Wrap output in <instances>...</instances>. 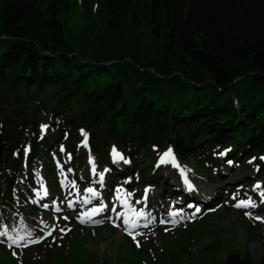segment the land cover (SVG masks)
I'll return each mask as SVG.
<instances>
[{"label":"trees","instance_id":"trees-1","mask_svg":"<svg viewBox=\"0 0 264 264\" xmlns=\"http://www.w3.org/2000/svg\"><path fill=\"white\" fill-rule=\"evenodd\" d=\"M77 1L85 27L71 40L61 18L70 0H0L3 201L17 178L3 159L22 163L26 128L34 132L27 168L45 150L55 170L51 148L63 143L68 126L73 141L77 130L91 131L112 174L119 171L107 140L135 168L150 145L172 139L178 156L194 160L212 182L215 148L237 161L255 157L264 169V0ZM102 72L111 78L105 85ZM42 120L55 132L43 143ZM163 177L161 167L150 181ZM247 253L232 251L221 264H264V251L259 260Z\"/></svg>","mask_w":264,"mask_h":264},{"label":"rangeland","instance_id":"rangeland-1","mask_svg":"<svg viewBox=\"0 0 264 264\" xmlns=\"http://www.w3.org/2000/svg\"><path fill=\"white\" fill-rule=\"evenodd\" d=\"M70 2V12L61 18L66 36L74 40L85 27L84 8L82 2ZM104 74L109 73L98 74L100 85L111 80ZM200 92L195 89V93ZM53 128L41 121L40 142L55 136ZM82 129L89 136V143L79 145L83 139L81 129L76 131L78 141H73L69 137L70 127H64L63 143L55 142L51 148L53 153L57 149L56 157L63 161L54 171L47 168L45 150L30 168L26 167V158L30 156L27 146L34 136L27 128L19 148L22 163L3 159L6 173L16 172L17 178L11 199L5 202L0 197V264H221L232 251L256 255L258 244L263 254L264 169L256 158L242 162L230 157L234 159L231 161L227 158L228 150L213 149L214 158L208 163L214 182L207 171L196 167L194 160V166L186 160H182L180 167L166 165L165 177L159 182L152 180L155 184L151 200L144 202L143 187L150 183L153 174L157 176L155 162L171 145H150L144 157L139 156L136 168L122 151L123 157L114 161L120 173L112 174L113 167L91 143V131ZM106 148L111 157L115 142L107 140ZM69 152L73 158L68 157ZM128 166L134 169L130 173L126 172ZM179 170L191 172L195 192L182 189L185 186L181 184ZM254 180H260L261 187L254 188ZM87 185L97 186L99 196H87ZM44 188L49 197L41 196L40 190ZM197 198L203 203L201 215H196L188 204ZM240 199L251 201L255 207H236ZM87 210L98 212L97 223L80 221L85 222ZM126 210L145 215L129 225L124 221Z\"/></svg>","mask_w":264,"mask_h":264},{"label":"snow or ice","instance_id":"snow-or-ice-1","mask_svg":"<svg viewBox=\"0 0 264 264\" xmlns=\"http://www.w3.org/2000/svg\"><path fill=\"white\" fill-rule=\"evenodd\" d=\"M42 127H46V126H42ZM81 134H82V136L84 137V139L86 140L87 139V133L85 132V130L84 129H81ZM113 153H116V150H115V148L113 149ZM118 155V154H117ZM172 150L171 149H168L167 151H165L164 153H163V157H162V159L163 158H172ZM221 155H225V153H221ZM253 159H255V158H253ZM260 159H262V160H264V157H261ZM257 187H259V185H257ZM88 191L89 192H91L92 191V189H88ZM262 195H264V194H262ZM249 205H251L252 207H255V204H253L251 201H240V203L239 204H237L236 205V207H241V206H245V207H247V206H249ZM69 206H71V205H69ZM94 211H96V210H94ZM66 219V218H65ZM163 222V221H162ZM60 231L61 232H64L65 230L64 229H60ZM133 239L135 240V236H133ZM32 242H37V241H32ZM13 243H15V241H13ZM137 246H139V243L137 242Z\"/></svg>","mask_w":264,"mask_h":264},{"label":"bare ground","instance_id":"bare-ground-1","mask_svg":"<svg viewBox=\"0 0 264 264\" xmlns=\"http://www.w3.org/2000/svg\"><path fill=\"white\" fill-rule=\"evenodd\" d=\"M180 164V163H179ZM182 184V183H181ZM203 185V184H202ZM175 187H177V186H175ZM204 187H206L205 185H204ZM177 189H180L179 187H177ZM197 189V187L194 185L193 187H192V189H191V191L190 192H195V190ZM153 190V189H152ZM184 191H186V190H184ZM98 190L96 191V193L94 194L95 196L97 195V196H99L98 195ZM152 192V191H151ZM127 205H128V203H127ZM196 206V205H195ZM127 212H130L129 214L128 213H125V223L126 224H130V223H132L133 222V220H135V216H144L145 214H140V215H137V213H134V212H131V211H129V210H126ZM204 211L202 210L200 213H199V215H201L202 213H203ZM134 217V218H133ZM257 248L260 250L261 249V246L260 245H258L257 246Z\"/></svg>","mask_w":264,"mask_h":264},{"label":"water","instance_id":"water-1","mask_svg":"<svg viewBox=\"0 0 264 264\" xmlns=\"http://www.w3.org/2000/svg\"><path fill=\"white\" fill-rule=\"evenodd\" d=\"M168 143H172V139H170L169 141H168ZM2 148H3V144H2V139H1V134H0V154H1V152H2ZM260 257H261V253L259 252V253H256V255H255V260H259L260 259Z\"/></svg>","mask_w":264,"mask_h":264}]
</instances>
